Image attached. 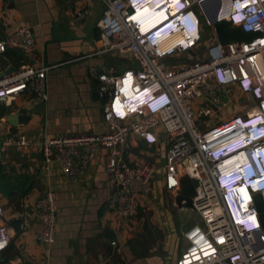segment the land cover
<instances>
[{
  "label": "built area",
  "instance_id": "1",
  "mask_svg": "<svg viewBox=\"0 0 264 264\" xmlns=\"http://www.w3.org/2000/svg\"><path fill=\"white\" fill-rule=\"evenodd\" d=\"M98 1L103 6L96 23L98 53L128 56L136 65L118 75L91 71L103 100L106 129L100 135L43 138L38 143L41 169L49 171L56 162L67 177H80L97 153L107 150L106 172L115 187L113 211L119 219L130 220L137 215L140 199L152 191L156 169L143 162L127 163L122 150L131 138L146 144L160 141L167 146L165 188L178 194L179 181L184 176L198 184L191 204L200 225L184 233L187 247L175 264H264V231L257 205L260 196L251 193L249 223L246 219L232 221L218 185L219 168L228 149L251 156L262 147L264 106L258 99L264 96V0H210L211 5H207L209 0ZM178 2L184 10L175 8ZM217 2L220 9L214 17ZM195 17L199 24L197 41L191 40L184 28L192 27ZM220 21L257 36L249 42L232 41L222 46L215 29ZM170 25L175 32L167 40H158ZM34 49L30 27L21 26L7 35L0 31V58L8 51L30 56ZM196 53L195 60L179 66L166 61L176 55L194 57ZM11 66L15 70L5 73ZM54 67L15 66L0 61V103L10 106L24 93L46 101L47 72ZM235 90L250 98V102L238 101L243 113L209 126L210 120L231 109L230 97ZM147 92L151 94L149 104L165 98L168 104L159 106L156 112L140 106L141 102H136ZM252 120L263 124L246 129ZM8 145L24 150L31 141L19 136L5 144ZM237 167L240 173H248L255 184L264 180L250 163ZM260 193L264 205V186ZM35 211L41 225L37 241L51 246L57 226L55 194L46 191L37 200ZM11 233L3 222L0 194V252L7 248Z\"/></svg>",
  "mask_w": 264,
  "mask_h": 264
},
{
  "label": "crops",
  "instance_id": "2",
  "mask_svg": "<svg viewBox=\"0 0 264 264\" xmlns=\"http://www.w3.org/2000/svg\"><path fill=\"white\" fill-rule=\"evenodd\" d=\"M102 11L98 0H0L2 34L27 26L35 39L32 55L8 51L0 61L55 66L47 72L46 101L24 93L10 106L2 102L7 108L0 118L2 179L10 186V194L1 195V208L3 222L12 233L7 248L0 252V264H175L187 247L184 233L199 225L189 216L192 211L200 220L193 209L177 204L179 192L165 188L167 146L160 141L146 144L131 138L122 150L127 163L143 162L156 169L152 191L140 199L137 215L130 220L119 219L113 211L115 187L106 172L107 150H100L80 177H67L56 162L49 171L41 169L38 143L43 138L100 135L106 129L103 100L93 97V85L98 83L91 71L118 75L136 65L130 57L98 53L96 23ZM197 53L176 55L168 62L179 66L195 60ZM117 57L125 64L110 66V59ZM241 100L250 102L249 96L235 90L231 109L208 125L242 114ZM19 136L31 141L29 148L5 146ZM46 191H52L57 202L51 246L37 241L41 225L35 204Z\"/></svg>",
  "mask_w": 264,
  "mask_h": 264
},
{
  "label": "clouds",
  "instance_id": "3",
  "mask_svg": "<svg viewBox=\"0 0 264 264\" xmlns=\"http://www.w3.org/2000/svg\"><path fill=\"white\" fill-rule=\"evenodd\" d=\"M175 8L178 9V11L185 9V7H182L179 2ZM198 25L197 18L195 19V23L192 27H187L184 25L186 35H188L191 40L197 41L199 38ZM168 28H170V30L166 31ZM168 28L160 33L158 40H167L169 36L175 32V29L173 30L171 25ZM260 96L262 97V94ZM150 97V93H144L140 97V100H138L136 103L141 102L140 106H147V108L153 112H156L159 106L161 107V105L165 106L168 104L166 98L160 102L156 101L155 103L149 104ZM258 100L261 102L262 106H264V96L262 99ZM262 114L264 115V109L262 110ZM261 124L263 123L260 121L252 120L249 125L245 126V128L251 130L257 125ZM261 141L262 147L258 149L257 152H254L251 156H248L246 152L235 153L236 151H230L229 149L226 151V155L223 156V158L225 157L226 159L224 164L219 168L220 180L218 185L223 190L222 201L232 221L246 219L244 221L247 223L250 222V220L247 219V217H249L247 210L253 201L251 193L257 192L258 195L256 196H260V200L263 203L260 190L264 186V180L260 184H255L253 181H250L248 173H246L244 170L243 173H240L237 167L240 164L246 165L247 163H250L259 174H263L264 176V135ZM252 231L257 232L255 228H253Z\"/></svg>",
  "mask_w": 264,
  "mask_h": 264
},
{
  "label": "water",
  "instance_id": "4",
  "mask_svg": "<svg viewBox=\"0 0 264 264\" xmlns=\"http://www.w3.org/2000/svg\"><path fill=\"white\" fill-rule=\"evenodd\" d=\"M219 9H220V2H217V4L214 7V14H213L214 17H216ZM215 29L218 40L222 46L227 45L232 41L249 42L255 36H257V33H245L239 27L231 26V24L227 21L217 22L215 25ZM14 70L15 68L11 66L8 68V70L5 73H11ZM93 91H94L93 97L99 98V93L95 84L93 85ZM6 112H7L6 106L3 103H0V118ZM8 121L10 122V119ZM2 143H3V139L0 137V194L3 197H6L8 194H10V186H8L2 179V175H3V165L1 162ZM179 185H180L179 194L176 197L177 204L179 206L192 209L193 207L191 204V199L196 193V188L198 187L197 182L195 180L189 179L188 176H184L180 179ZM257 205H258V211L260 213L262 229L264 231V206L261 200H259V203Z\"/></svg>",
  "mask_w": 264,
  "mask_h": 264
},
{
  "label": "rangeland",
  "instance_id": "5",
  "mask_svg": "<svg viewBox=\"0 0 264 264\" xmlns=\"http://www.w3.org/2000/svg\"><path fill=\"white\" fill-rule=\"evenodd\" d=\"M126 57H128V56H126ZM125 61H126V60L117 57L116 59H110V63H109V65H110V66H111V64L114 65V66L124 65V64H125ZM166 61H167V63L171 64L170 62H168V60H166ZM2 63H4V62H2ZM190 212H191V213H189V214H190L189 216H190V218L192 217L191 220H195V222H197V224L200 225V220L197 219L195 213L192 212V211H190ZM181 217H182V216H180V218H181ZM180 218H179V219H180Z\"/></svg>",
  "mask_w": 264,
  "mask_h": 264
}]
</instances>
